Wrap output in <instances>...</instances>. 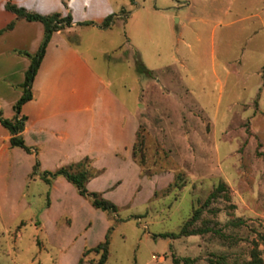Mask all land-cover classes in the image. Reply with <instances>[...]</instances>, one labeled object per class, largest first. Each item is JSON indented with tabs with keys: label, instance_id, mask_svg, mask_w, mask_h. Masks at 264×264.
<instances>
[{
	"label": "rangeland",
	"instance_id": "374dc122",
	"mask_svg": "<svg viewBox=\"0 0 264 264\" xmlns=\"http://www.w3.org/2000/svg\"><path fill=\"white\" fill-rule=\"evenodd\" d=\"M34 1L14 3L82 13L96 2L64 9L63 0ZM112 1V28L72 38L138 110L140 175L88 187L118 206L108 212L63 177L47 184L40 170L32 175L23 150L1 154L0 264H96L100 254L88 249L111 226L107 264H174L175 256L243 264L257 245L264 258V0ZM220 183L229 198L223 192L205 205ZM197 209L193 228L222 233L164 236Z\"/></svg>",
	"mask_w": 264,
	"mask_h": 264
},
{
	"label": "crops",
	"instance_id": "0c3cea01",
	"mask_svg": "<svg viewBox=\"0 0 264 264\" xmlns=\"http://www.w3.org/2000/svg\"><path fill=\"white\" fill-rule=\"evenodd\" d=\"M7 1L0 0V29L16 19L6 9ZM72 1L68 0V5ZM24 5L40 13H52L35 4ZM113 5L112 0H96L89 10V6H84L82 13L72 7L73 24L53 34L33 81V98L21 107V115L27 116L23 135L27 145L37 152L40 174L88 157L97 171L87 183L91 189L101 177H106V187L122 184L123 179L117 180L120 176L140 175L139 165L133 159L139 129L138 110L131 108L97 71L88 49L78 47L72 38L81 41V30L89 27L104 31L112 28L114 24L102 28L79 23H101L115 12ZM61 6L66 9L63 2ZM84 12L88 15H83ZM139 24L140 28H151L143 21ZM44 32L42 22L18 19L12 30L0 35V112L5 117L15 115L14 104L23 94L21 84L30 65V59L19 51L35 53ZM21 150L11 147L10 133L0 123V155ZM23 151L30 159L32 170L36 154ZM111 177L117 181L107 182Z\"/></svg>",
	"mask_w": 264,
	"mask_h": 264
},
{
	"label": "trees",
	"instance_id": "16d2710c",
	"mask_svg": "<svg viewBox=\"0 0 264 264\" xmlns=\"http://www.w3.org/2000/svg\"><path fill=\"white\" fill-rule=\"evenodd\" d=\"M64 6L67 7L68 4L65 0L62 1ZM6 9L13 12L16 15V19L12 20L5 27L0 29V35L6 31L12 30L16 24V20L25 19L28 21H40L43 23L45 32L41 44L38 50L35 53H30L28 51H19V53L27 56L30 59V65L25 73V80L21 84L23 88V94L14 104L15 115L12 118L5 117L2 112H0V123L9 131L10 133V145L11 147H19L25 150L28 153H35L36 159L33 166L32 175L37 174L40 169V160L37 157V152L32 149L25 142V138L23 135V131L25 129V124L27 121V116L21 115V107L22 105L31 100L33 98V81L35 76L39 70L41 62L44 58L47 46L53 36V34L57 31L63 30L68 26H71L74 22L73 15L71 13H67L66 15L62 14V12H52V13H40L34 10H31L23 5H18L14 3L12 0H8L6 3ZM121 12L124 13V18L127 16L125 10ZM119 14L114 13L108 15L101 23H97L95 21H87L80 22L79 24H90V25H98L102 28L111 27L116 17ZM139 71H144L147 74H152V70L145 68L142 64L138 66ZM139 131V129H138ZM139 133V132H138ZM137 133V139L133 146V157L135 158L137 147L140 146V149L144 146V140L139 139V134ZM88 163L86 167L83 166L84 163ZM144 162H140L139 165L142 166ZM97 175V171L93 169L91 166V160L88 157L80 160L79 162L72 163L69 165L62 166L54 171L46 170L40 174L41 178L47 183L51 184L54 179L58 176H63L67 181L72 183L78 193L86 198H88L92 205L95 208L101 209L103 211L108 212H117L118 206L111 200L105 198L101 192L99 191H90L87 187L88 181ZM178 186V185H177ZM225 193L224 196L229 198V190L225 183H220L207 197L205 201V205H208L212 199L222 195L221 193ZM231 208H235V204H230ZM201 213L200 209H197L193 217L185 222V224L181 227L180 231L175 233L164 234V236H181V235H194V234H203L208 231H214L216 233L221 234V230L219 228H193L192 224L199 218ZM243 220H238L235 224H242ZM113 229L111 226L108 229V232L103 241L99 242L95 247L88 249L89 251H95L97 254H100L99 259L96 264H107L110 250V232ZM264 241V238H263ZM264 243V242H263ZM174 264H195L196 259L190 257L180 258L175 256ZM219 260L210 259L211 264H219ZM81 264V260L79 262ZM243 264H264V258L262 257L261 249L259 245L255 246L251 251L250 260L244 262Z\"/></svg>",
	"mask_w": 264,
	"mask_h": 264
}]
</instances>
